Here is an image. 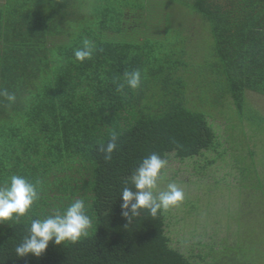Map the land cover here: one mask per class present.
<instances>
[{"label":"trees","instance_id":"16d2710c","mask_svg":"<svg viewBox=\"0 0 264 264\" xmlns=\"http://www.w3.org/2000/svg\"><path fill=\"white\" fill-rule=\"evenodd\" d=\"M169 3L203 20L212 57L192 60L191 27L175 45L170 34L182 22L162 13ZM85 39L96 50L80 62L74 52ZM133 70L140 86L118 91ZM199 84L211 87L205 102ZM0 89L16 95L12 104L0 96V185L20 175L40 192L26 216L0 222V264H264V161L259 155V170L252 148L250 165L239 163L251 181L261 179L254 210L262 207L263 220L255 217L248 240L232 218L225 237L186 253L171 245L164 213L141 209L129 220L121 208L123 188L135 190L130 177L149 154L183 160L219 146L206 106L224 105L227 95L241 125L264 124L246 106L247 91L264 95V0H0ZM112 132L117 148L106 161L99 146ZM76 199L92 221L87 237L50 241L39 257L16 255L32 220Z\"/></svg>","mask_w":264,"mask_h":264},{"label":"rangeland","instance_id":"374dc122","mask_svg":"<svg viewBox=\"0 0 264 264\" xmlns=\"http://www.w3.org/2000/svg\"><path fill=\"white\" fill-rule=\"evenodd\" d=\"M169 5L162 13L170 15L176 22H182L177 26L182 30L178 28L170 34L175 37V45L181 47L183 43L184 28L182 27H191L192 34H189V38L193 42L192 49L196 50L192 60L200 63L198 57H212L210 54L212 41L208 47L209 37L208 32L203 30L205 29L202 27L205 25L203 20L180 5L173 3ZM210 88V85L199 84L197 100L205 102V99L209 97ZM188 99L191 100L194 97L188 95ZM222 101L224 103L222 106L221 101L214 107L206 106L211 115H208V120L218 135L219 146L203 155L183 160L171 154L166 158L167 165L163 170L165 178L159 184L160 190H166L168 183H175L185 194L182 203L163 213L166 233L171 239V245L186 253H190L196 241L209 242L213 237L217 240L225 237L229 231L233 230L232 227L226 226L232 218L236 220L235 234L246 240L251 234L250 225H253L255 217L263 220L262 207L258 206L257 212L254 210L257 207L256 203L261 204L260 199H257L261 195V188L258 185L261 179L255 177L251 181V174H245L243 163L239 162H248V166L250 165L251 157L248 148H252L253 158H256L259 170L263 168L258 159L260 155L262 157L260 159L264 161V124L259 122L253 124L252 127L260 132L257 135L251 128L249 120L244 119L242 125L239 123L236 116L238 114L235 113L230 97L226 95ZM246 106L253 120L260 117L264 119V95L247 91ZM206 107L204 104L201 106L204 110ZM218 152H222V155H218ZM212 158L215 160L213 161ZM260 177L264 178V169ZM257 194L259 196H256ZM240 220L246 221L243 227L237 226ZM212 235L214 236L211 238ZM248 242L253 246V240ZM217 264L222 263L218 261Z\"/></svg>","mask_w":264,"mask_h":264},{"label":"clouds","instance_id":"9594fccd","mask_svg":"<svg viewBox=\"0 0 264 264\" xmlns=\"http://www.w3.org/2000/svg\"><path fill=\"white\" fill-rule=\"evenodd\" d=\"M95 50V44L85 39L83 47L75 50V59L80 62L91 59ZM140 84V70L126 71L124 82L118 85L117 90H123L125 86L136 89ZM0 96L9 104L16 101L15 93L7 89H0ZM117 140V134L112 132L110 140L99 146L106 161L112 158V153L117 148ZM166 165L167 160L158 153H151L142 159L130 177L135 190L125 187L121 192L123 216L131 220L140 214L141 209H146L152 217H156L184 201L185 194L175 183H168L166 190H160L159 184L165 178L163 170ZM38 185L39 182L34 184L20 175H12L0 185V222L19 221L26 216L33 204L40 199ZM91 227L92 221L86 214L84 200L76 199L63 213L58 211L46 218L32 220L28 229L29 235L16 247V255L23 257L33 254L39 257L50 241L57 245L64 242L76 243L82 237L88 236Z\"/></svg>","mask_w":264,"mask_h":264}]
</instances>
